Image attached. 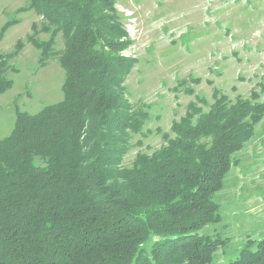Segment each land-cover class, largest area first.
<instances>
[{
	"label": "trees",
	"instance_id": "obj_1",
	"mask_svg": "<svg viewBox=\"0 0 264 264\" xmlns=\"http://www.w3.org/2000/svg\"><path fill=\"white\" fill-rule=\"evenodd\" d=\"M27 1L21 11H36L51 34L33 40L41 66L61 34L66 76L62 100L19 110L0 140V264H212L227 241L200 232L221 221L214 196L264 103L200 98L164 145L125 167L149 113L126 96L138 60L121 53L129 41L115 0ZM8 67L1 54L0 93L13 85ZM228 264H264V237Z\"/></svg>",
	"mask_w": 264,
	"mask_h": 264
},
{
	"label": "rangeland",
	"instance_id": "obj_2",
	"mask_svg": "<svg viewBox=\"0 0 264 264\" xmlns=\"http://www.w3.org/2000/svg\"><path fill=\"white\" fill-rule=\"evenodd\" d=\"M27 5V0H0V31L17 20L0 40L13 80L0 93V140L13 130L19 110L36 113L63 98L66 74L59 55L64 38L57 36L54 53L41 66L33 40L51 34L41 30L44 20L36 11H21ZM115 7L129 41L121 53L138 60L125 81L126 96L149 113L132 136L125 167L139 153L164 145L174 121L189 106L204 105L200 98L209 104L214 95L232 103H264V0H115ZM232 160L214 196L221 221L200 232L227 241L212 264H228L249 241L264 237V117Z\"/></svg>",
	"mask_w": 264,
	"mask_h": 264
}]
</instances>
